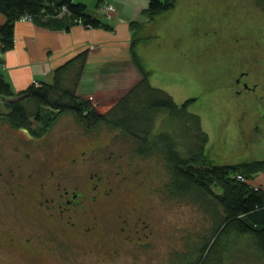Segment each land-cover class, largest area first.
Here are the masks:
<instances>
[{
	"label": "rangeland",
	"instance_id": "obj_1",
	"mask_svg": "<svg viewBox=\"0 0 264 264\" xmlns=\"http://www.w3.org/2000/svg\"><path fill=\"white\" fill-rule=\"evenodd\" d=\"M76 1L85 3L90 15L109 21L114 17L101 16L98 0ZM131 42L127 64H108L96 75L122 73L107 77L108 83L87 78L78 89L83 100H89L99 113H107L141 79L131 59L136 55L151 73L152 87L165 91L178 105L196 99L188 110L200 116L209 135L206 154L211 164L264 161V0H179L172 11L138 29ZM5 103L0 97V112H5ZM32 127H38L35 120ZM0 146L4 147L1 233L12 234L16 244L34 242L46 264H184L196 244L198 250L204 246L200 239L211 226L208 215L192 201L168 199L162 160L137 157L134 143L117 132L100 127L87 133L67 114L48 133L35 138L0 123ZM91 148H99L96 155ZM14 149L31 157L22 159ZM81 151H88L86 157L97 163L87 161L76 170L78 177L67 170L63 187L82 188L96 174L110 181L120 197H127L117 200L113 213L107 212L103 229L94 238L68 233L45 219L36 221L31 214L35 203L31 186L25 194L15 192L18 183L28 184L33 172L45 166L47 156L66 157ZM137 197L141 208L129 213ZM111 247L119 250L116 258ZM224 248L227 264H264V257L245 238L232 236ZM0 264L30 263L0 242Z\"/></svg>",
	"mask_w": 264,
	"mask_h": 264
},
{
	"label": "trees",
	"instance_id": "obj_2",
	"mask_svg": "<svg viewBox=\"0 0 264 264\" xmlns=\"http://www.w3.org/2000/svg\"><path fill=\"white\" fill-rule=\"evenodd\" d=\"M106 1L98 0L102 13ZM178 1L148 0L144 15L153 20L172 11ZM87 11L85 4L74 0H0V14L7 21L0 25V54L14 48L15 26L23 17L67 31L78 24L94 30L110 29ZM89 55L86 50L56 69L51 84H33L18 94L0 75V97L7 101L5 112H0V123L35 138L44 136L60 116L68 114L87 133L103 127L129 138L137 157L162 160L167 198L192 201L211 220L207 234L200 239L204 246L198 250L196 244L191 259L184 264H227L224 247L232 236L249 240L264 257V189L252 186L256 176L264 173V161L233 166L211 164L206 154L209 135L200 116L188 110L196 99L178 105L165 91L152 87L151 73L143 69L136 55L131 59L141 79L107 113H99L78 94ZM32 120L38 124L35 129Z\"/></svg>",
	"mask_w": 264,
	"mask_h": 264
},
{
	"label": "crops",
	"instance_id": "obj_3",
	"mask_svg": "<svg viewBox=\"0 0 264 264\" xmlns=\"http://www.w3.org/2000/svg\"><path fill=\"white\" fill-rule=\"evenodd\" d=\"M108 1L115 7L111 21L89 15L103 21L110 27L109 30L88 29L78 24L67 31L48 28L34 22L19 21L14 30V48L3 55L0 54V75L12 87L14 93H21L33 84H51L56 69L86 50L90 51V55L81 85L85 84L87 78L98 84L108 83L105 80L109 76H119L121 70L104 75L96 73H103L108 64L128 63L126 53L132 38L138 29H143L144 25L148 24L149 20L144 13L149 4L148 0ZM101 16H104L103 13ZM6 22L5 16L0 14V25ZM252 185L264 189V173H259Z\"/></svg>",
	"mask_w": 264,
	"mask_h": 264
},
{
	"label": "flooded vegetation",
	"instance_id": "obj_4",
	"mask_svg": "<svg viewBox=\"0 0 264 264\" xmlns=\"http://www.w3.org/2000/svg\"><path fill=\"white\" fill-rule=\"evenodd\" d=\"M3 148V146H0V159L3 157ZM14 151L20 154L23 157L22 159L25 156L31 157L29 153L23 150L14 149ZM98 151L99 148H91L90 150L94 155ZM87 155L88 151H81L76 154H69L66 157L59 155L58 158H50L47 156L44 160L45 166L33 172L36 174L31 176L32 179L28 184L18 183L15 188L16 193L20 191L25 194L28 186H31L29 189L35 192V203L31 207V214L36 217V221L41 222L45 219L49 224L62 227L68 233H75L85 238L97 237V234L102 231L103 218L107 216V212L111 210L113 213V209L118 205L117 200H123L127 197H120L116 194L110 181H105L96 174H91L89 177L90 182L82 188H79L78 185L70 190L63 187L61 180L66 178L68 173L73 171L75 172L74 176L78 177L76 170L87 164V161L97 163L87 158ZM67 170L69 172L66 174ZM49 192L51 194H48ZM141 202L140 197H137L132 210L128 209L129 213L140 210ZM11 236L12 234L3 235L0 229V242L15 250L16 255H20L30 264H46L43 252L35 247L34 242L28 239L22 244H16L15 239ZM96 248L97 250L102 249L99 246ZM115 249L111 247L109 250H113V257L116 258L119 250ZM107 255L110 254L107 253Z\"/></svg>",
	"mask_w": 264,
	"mask_h": 264
},
{
	"label": "built area",
	"instance_id": "obj_5",
	"mask_svg": "<svg viewBox=\"0 0 264 264\" xmlns=\"http://www.w3.org/2000/svg\"><path fill=\"white\" fill-rule=\"evenodd\" d=\"M102 11L104 13L105 16H107V14H113L115 12V7L114 5L110 4L109 2H104L103 5H102ZM110 18V17H109ZM21 21L23 22H33V20H31V18H28V17H23L21 19Z\"/></svg>",
	"mask_w": 264,
	"mask_h": 264
}]
</instances>
